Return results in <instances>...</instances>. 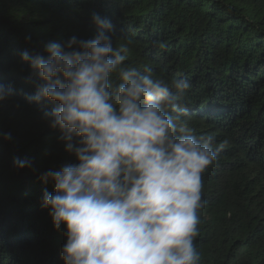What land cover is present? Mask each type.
Masks as SVG:
<instances>
[{"label": "trees", "instance_id": "obj_1", "mask_svg": "<svg viewBox=\"0 0 264 264\" xmlns=\"http://www.w3.org/2000/svg\"><path fill=\"white\" fill-rule=\"evenodd\" d=\"M94 13L127 46L125 64L190 82L186 126L229 141L202 174L200 264H264V0H0V83L15 90L0 102V264H64L41 176L76 161L43 118L53 105L27 100L38 80L20 54L94 38Z\"/></svg>", "mask_w": 264, "mask_h": 264}, {"label": "clouds", "instance_id": "obj_2", "mask_svg": "<svg viewBox=\"0 0 264 264\" xmlns=\"http://www.w3.org/2000/svg\"><path fill=\"white\" fill-rule=\"evenodd\" d=\"M92 39L50 42L44 53L22 52L38 83L30 103L53 105L43 118L59 132L76 163L44 172L42 207L53 228L64 226V264H200L194 240L202 174L228 146L197 134L183 120L191 87L169 85L150 69L125 64L128 48L114 46V26L92 15ZM15 93L0 83V102ZM4 133V140H11ZM17 170L31 167L16 158Z\"/></svg>", "mask_w": 264, "mask_h": 264}]
</instances>
